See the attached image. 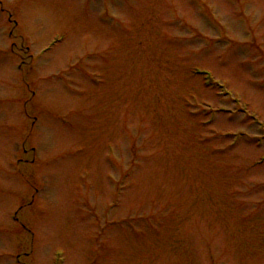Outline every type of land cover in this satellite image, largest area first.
<instances>
[{
  "label": "rangeland",
  "instance_id": "rangeland-1",
  "mask_svg": "<svg viewBox=\"0 0 264 264\" xmlns=\"http://www.w3.org/2000/svg\"><path fill=\"white\" fill-rule=\"evenodd\" d=\"M56 252L264 264V0H0V264Z\"/></svg>",
  "mask_w": 264,
  "mask_h": 264
}]
</instances>
